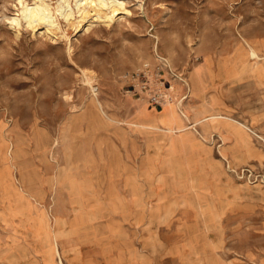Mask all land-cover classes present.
Segmentation results:
<instances>
[{
    "label": "rangeland",
    "instance_id": "1",
    "mask_svg": "<svg viewBox=\"0 0 264 264\" xmlns=\"http://www.w3.org/2000/svg\"><path fill=\"white\" fill-rule=\"evenodd\" d=\"M123 1L52 35L0 0V264H55L49 219L58 264H264V0Z\"/></svg>",
    "mask_w": 264,
    "mask_h": 264
},
{
    "label": "bare ground",
    "instance_id": "2",
    "mask_svg": "<svg viewBox=\"0 0 264 264\" xmlns=\"http://www.w3.org/2000/svg\"><path fill=\"white\" fill-rule=\"evenodd\" d=\"M17 2L16 11L8 17L10 25L16 32H19L23 21L25 27L33 31L41 28L47 34L54 35L57 31L64 34L59 17L63 19L65 25H73L78 30H87L94 23L109 24L118 14L122 16L128 13L123 0H56L55 4H52L51 0H17ZM85 80L88 81L86 75ZM212 115L213 118L216 117V114ZM222 115L227 120L239 122L228 114Z\"/></svg>",
    "mask_w": 264,
    "mask_h": 264
},
{
    "label": "crops",
    "instance_id": "3",
    "mask_svg": "<svg viewBox=\"0 0 264 264\" xmlns=\"http://www.w3.org/2000/svg\"><path fill=\"white\" fill-rule=\"evenodd\" d=\"M201 73L203 75V78H205L206 81H207V85L206 86L208 88H206L204 90L205 92L203 93L202 98L199 97V103H204L206 105V106H204L206 108L205 109L206 110V115L216 114L217 111L224 113V111H223L224 109H223V107H221L222 106L221 103H220V107L219 108H216V107L211 106L210 99H212L213 97H215V98H217V97L215 95H213V94H209V91H210L209 89L212 87V84L208 80V71L207 70H204ZM202 100H203V102H201ZM132 120H133V122H135V121L138 122L139 120H141L142 122H144L143 121V118H142V115L140 113V109L139 108H136V113H135V116L133 117ZM176 122L177 123H180V125H179L180 127L177 126V128H184V127H188V125H189L188 121L186 122L182 118H180V120L178 118H176ZM135 126L137 127V125H135ZM149 127L151 129V126H149ZM172 127H174V126H172ZM172 127L163 128V129L162 128H159V129L162 130L163 133H166V132L169 131V129H172ZM137 129L142 130L139 127H137ZM225 132H227L228 134L231 133L228 130L225 131ZM151 133H153V131ZM228 138H230V137H228ZM152 171H155V170L153 169ZM149 173H150V170H149ZM19 191L22 194H24V191H21V190H19ZM3 207L5 208V212H1V213L4 215L6 213V207H5V205H3ZM51 222H52V220L49 219V222L47 221V224H46L47 225L46 226V228H47L46 233L49 234L50 243L45 248L43 246V243L41 241H39V238H40V236H42V233H41V231L37 230V228L40 227V226L39 225H36L37 228L34 231V234H35V237H36L35 238L36 243H35V245H32V247H33L34 251H36V252H38L40 254H52V256H53V258L55 260V264H58L56 254H61V253H60V249H59V245H58L57 234L54 232L55 230L52 229V223ZM27 227L28 226L26 224H23V222H19V229H18V231H20L23 236H28L27 234H32V231L29 230V229H27ZM27 232H29V233H27Z\"/></svg>",
    "mask_w": 264,
    "mask_h": 264
},
{
    "label": "built area",
    "instance_id": "4",
    "mask_svg": "<svg viewBox=\"0 0 264 264\" xmlns=\"http://www.w3.org/2000/svg\"><path fill=\"white\" fill-rule=\"evenodd\" d=\"M141 72L144 74V71L143 70H141Z\"/></svg>",
    "mask_w": 264,
    "mask_h": 264
}]
</instances>
